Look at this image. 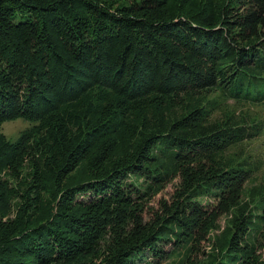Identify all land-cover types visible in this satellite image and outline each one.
<instances>
[{"label": "trees", "instance_id": "trees-1", "mask_svg": "<svg viewBox=\"0 0 264 264\" xmlns=\"http://www.w3.org/2000/svg\"><path fill=\"white\" fill-rule=\"evenodd\" d=\"M228 101L264 108V0H0V126L31 124L0 131V264L194 253L216 227L186 215L208 199L236 212L205 264H264V211L241 195L261 169L242 144L263 121Z\"/></svg>", "mask_w": 264, "mask_h": 264}, {"label": "rangeland", "instance_id": "rangeland-1", "mask_svg": "<svg viewBox=\"0 0 264 264\" xmlns=\"http://www.w3.org/2000/svg\"><path fill=\"white\" fill-rule=\"evenodd\" d=\"M131 104L132 102L115 104V106H113V111L116 110L119 105L130 107ZM226 111L229 114H235L241 118L247 117L248 119L257 122L263 121V129L261 130L260 134L253 140L245 141L242 144V148L245 150L246 155H248L249 158L258 159L261 165V169L256 173L251 174L248 181L245 182L244 186L242 187V202L246 201V208L248 206L250 212L252 211V213H259L260 211H264V108L262 105L258 104H247L241 102L235 103L233 101H228L226 103ZM248 123L250 124L249 121ZM29 126H31V124L25 120L12 119L5 121L0 126V131L8 140H15L19 134ZM229 155L236 158V155H234L231 151H229ZM230 161L235 162L236 160ZM178 179L179 178L176 177L174 181L164 184L156 191V193L153 194V197L147 202V208L152 209H150L148 212L146 208L144 211L146 212V219L150 218L151 216H153L155 219L158 217L157 213L161 208V204L170 205L173 202L174 195H176V192L180 190V187L182 186V181ZM163 200L164 202L160 203ZM202 204L204 205V209L207 211H200L198 216L187 214L186 218L188 220L187 222H189L188 224H198L200 222L204 223L209 221L208 231L212 226H215L216 228L214 230L211 228V232L208 235L211 242H207L206 237H201L199 239L201 241L196 243L198 251L194 253H191L185 244L177 245L175 242L164 243L165 246H162V248L165 250V259L160 260V258L156 257V259H154L153 257L149 264H182L185 263L187 259L190 260L189 262L192 264L206 263L205 259L208 257V252L212 250L214 244L212 240L219 236L222 231L230 230V224L231 221L234 220L236 208L232 209L229 206L222 208V206L215 205V201L212 203L211 199L203 201ZM201 215H203V218ZM259 227L262 228L263 231L261 238H264V226ZM186 230L188 231V236L193 235L189 230V227L186 226ZM197 239L198 237H196V240ZM259 252L263 254L264 247Z\"/></svg>", "mask_w": 264, "mask_h": 264}]
</instances>
